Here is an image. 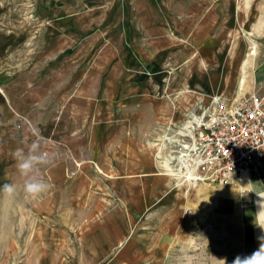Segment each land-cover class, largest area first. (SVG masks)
<instances>
[{"label":"rangeland","instance_id":"1","mask_svg":"<svg viewBox=\"0 0 264 264\" xmlns=\"http://www.w3.org/2000/svg\"><path fill=\"white\" fill-rule=\"evenodd\" d=\"M263 63L264 0H7L0 93L38 101V123L18 117L9 128L39 139L51 161L40 176L50 188L34 199L56 195L57 212L34 214L41 203L25 194L24 179L13 198H0V264H232L227 230L260 228L264 208L246 183L181 182L178 190L165 163L213 97L235 102L256 92ZM52 169L64 178L57 192ZM72 181H89L105 203L94 192L69 200ZM174 188L188 198L173 202ZM177 212L154 258V234Z\"/></svg>","mask_w":264,"mask_h":264},{"label":"built area","instance_id":"2","mask_svg":"<svg viewBox=\"0 0 264 264\" xmlns=\"http://www.w3.org/2000/svg\"><path fill=\"white\" fill-rule=\"evenodd\" d=\"M226 103L214 99L210 108L191 116L189 128H183L190 138L179 143L171 159L182 182L227 188L246 175L263 174L264 96L251 93Z\"/></svg>","mask_w":264,"mask_h":264},{"label":"crops","instance_id":"3","mask_svg":"<svg viewBox=\"0 0 264 264\" xmlns=\"http://www.w3.org/2000/svg\"><path fill=\"white\" fill-rule=\"evenodd\" d=\"M6 2H7V0H0V11L3 10L4 7L6 6ZM14 26H15V23L12 24V28ZM7 33H8V31H7ZM7 33H6V35L8 36L9 34H7ZM232 43H233V39L231 40L230 44L232 45ZM230 57H231V61L226 62V64H225V66H226V69L224 72L225 74L229 73L228 67L230 65L232 66L233 53L230 55ZM156 58L159 59L161 57L157 56ZM202 65L207 67L208 61L206 59H204L202 61ZM222 66H224V65L222 64ZM2 73H4V72H2ZM177 74L178 73H176V71L171 72L172 82L173 81L175 82V80L178 79ZM4 80H5V76L4 75L0 76V90H2V84H3ZM257 81H258V84L255 87L256 92H254V93H256L259 96H264V63L261 66H259V68H258ZM225 85H224V83H223V85L220 84L221 87H224V89H226ZM181 86H182V84H180V87ZM220 86L215 85V84H211L210 91L217 90L218 89L217 87H220ZM254 89H253V91H254ZM2 95L6 96V100L4 99V97ZM28 97L29 96H27L26 92L24 93L23 96H21L18 99H15V97L11 96V94H10V98H9V97H7V95H5V93H3V94L0 93V123L4 124V126L0 125V187H2L6 183H13L14 182L16 184V186H19V184L22 183L23 178L20 176V174L17 170V160L14 156V153L16 152L17 149H21V148L24 149L25 151H27L29 145H31V143L34 142L35 140H32V139H34V136L24 135V132L16 133V134L13 133L12 129L9 128V124L11 122H13L15 119H17L18 117H26V116H28L34 122V124L38 123V120H37V117H39L38 114L35 111L32 112V109H34V107L36 106L38 101L36 99H33V101L27 103ZM176 103H177V101H173L172 107L177 106ZM170 114H171V110L169 111V113L165 117V120H167L168 123H169V120L171 117ZM48 129H49V134L47 133L46 137L50 138V137H52L51 131L53 130V128L51 126H48ZM14 130L15 129L13 128V131ZM27 139H29V140L26 141ZM26 143L29 145L26 146ZM152 147H155V146L152 145ZM40 151H41V148H40ZM49 174H50L49 177L52 180L51 185H53V187L55 188L54 192H57V190H58V183L57 182H63L64 181L63 180L64 179L63 174L60 177H58V174L56 173L55 169H52ZM165 176H167V175H165ZM256 178H258L257 184H256ZM58 179H60V181ZM65 183L67 184V179L65 180ZM241 183H242L241 186H243L245 183L248 185V188H249L248 193L254 194L256 202L260 205L261 209L264 208V191H263V188H264V172L261 175H255V174L246 175L241 179ZM88 185H89V181L87 183V187H86V185H84V182H81L78 185L76 182L72 181L70 188L67 187V190H66V192L69 193V195H68L69 200L74 202L77 200V198H79V196H81V198H84V195L87 192L88 193L94 192L97 195V197L94 196L96 201L98 200L97 204L99 206L104 204L105 202H104L103 198L100 196L101 192L98 189L97 190L96 189L90 190ZM258 185H260V186H258ZM241 188L243 189L244 187H241ZM244 192H245V190H244ZM172 195H173V199H172L173 202L181 201L183 199L186 200L188 198V197L182 198L179 194H176L175 188L172 191ZM2 197L3 196L0 195V198H2ZM55 198H56V195L55 196L50 195L48 198H45L43 201L33 198L35 203H41L39 206L38 205L33 206V208H34L33 213L37 214L40 218H46V219L52 218L57 212V205H56L57 201ZM235 205H236V203H235ZM180 216L181 215L178 212H177V214L176 213L169 214L167 216L168 221H166V225H164V227H162L158 233L154 234L155 235V238H154L155 243L152 244V248H151L152 249V255L154 258H156L158 256L160 257L162 255L163 249H162V245L159 242L160 237H163L164 235H166V233H168L167 231L172 229L176 223L178 224V218ZM119 228H121L123 234L126 235L127 232L129 231V225H128L127 221H125L124 219L123 220L121 219V225H119ZM117 231H119V230H117ZM226 234H227V237H229L231 240V242L229 244V246H231V248L227 247V251H232V256H233V260H234L237 256H241V257L249 256L253 252H255L256 250L259 249L260 242H261L260 238L264 237V229H262L261 227L260 228H245V227H243V228L236 229V230L228 229ZM124 239H126V238L125 237L116 238V243L121 244ZM228 242H229V240H228ZM234 252H236V254H233ZM237 252H242V253L240 254ZM38 264H41V263L38 262Z\"/></svg>","mask_w":264,"mask_h":264},{"label":"clouds","instance_id":"4","mask_svg":"<svg viewBox=\"0 0 264 264\" xmlns=\"http://www.w3.org/2000/svg\"><path fill=\"white\" fill-rule=\"evenodd\" d=\"M17 160V170L24 179L23 190L29 197L36 198L46 193L50 185L40 176V170L46 167L51 161L49 157L40 151V141H34L25 151L17 149L14 153ZM17 190L16 184L6 183L0 187V195L7 199L15 196ZM264 229V223L259 225ZM260 247L249 256H237L233 264H264V237L260 238ZM225 264L224 260H221Z\"/></svg>","mask_w":264,"mask_h":264},{"label":"bare ground","instance_id":"5","mask_svg":"<svg viewBox=\"0 0 264 264\" xmlns=\"http://www.w3.org/2000/svg\"><path fill=\"white\" fill-rule=\"evenodd\" d=\"M244 84H245V80L243 78V79L240 80V87L242 89L236 93V95H237L236 97H238L239 95H241V92H243ZM212 99L214 100V99H223V98H221V97H213ZM223 100H225L228 104L232 103V102H228L226 99H223ZM193 120H195V119L193 118ZM196 120L199 123V120L198 119H196ZM169 160H167V162L165 163L171 169V171H172V173L170 172L169 175L174 176L176 181L178 180L176 182L177 183L176 184V189L181 190L182 189V183H181L182 181H181L180 177H181L182 174L180 173V171H178V170L174 169L173 167H171V159H169ZM257 179H256V184H257ZM186 183H187V181H186ZM198 185L199 184H197V183H190V186H193V187H197ZM205 185H207V184H205ZM207 186H209V185H207ZM258 186H260V185H258ZM184 195H185V193H184Z\"/></svg>","mask_w":264,"mask_h":264}]
</instances>
